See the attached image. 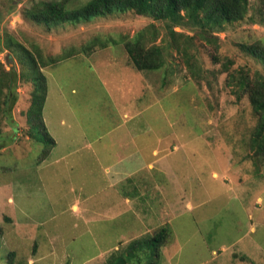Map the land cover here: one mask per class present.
<instances>
[{"label":"rangeland","instance_id":"rangeland-1","mask_svg":"<svg viewBox=\"0 0 264 264\" xmlns=\"http://www.w3.org/2000/svg\"><path fill=\"white\" fill-rule=\"evenodd\" d=\"M89 1L0 0V77L13 74L1 96L10 94L0 117V264H107L163 227L167 243L127 264H264L257 117L230 76H264L244 49H264V0H249L242 21L212 30L186 16L174 24L132 12L77 25L31 18L47 3L70 12ZM135 37L162 50L159 70L131 77L140 73L124 44ZM59 55L68 58L54 62ZM32 60L46 78L44 130L27 125L41 93ZM75 120L79 134L103 136L107 152L70 154ZM122 121L134 130L121 156L110 137ZM44 133L63 147L51 153Z\"/></svg>","mask_w":264,"mask_h":264},{"label":"trees","instance_id":"trees-1","mask_svg":"<svg viewBox=\"0 0 264 264\" xmlns=\"http://www.w3.org/2000/svg\"><path fill=\"white\" fill-rule=\"evenodd\" d=\"M248 10L249 0H90L83 8L70 12L65 11L63 4L47 3L38 11V14L31 16V18L37 23L49 25H77L88 23L93 18H105L115 13L132 12L138 18L150 17L155 21H169L174 24H178L186 16L193 25L212 30L220 29L226 24L242 21L246 17ZM124 48L129 64L137 71L154 72L159 70L164 64L162 50L159 47H152L146 50L139 37L126 41ZM244 49L247 55L264 66V49H259L256 46H249ZM68 55H59L54 58V62L64 60L68 58ZM32 64L35 72H37L34 78L39 85L37 90H40L41 93L37 96L38 106H36V101V105L33 103L26 112L27 125L29 130L31 127L40 126L44 130L41 105L44 104L46 98V78L42 74L41 68L35 65V60H32ZM4 74V78H1L3 75L0 77V117L1 112H6L5 108L10 100V94L8 93L2 101L1 96L3 95V90L9 91L11 89L13 77L10 70L8 72L5 71ZM6 76L7 78H5ZM230 76L237 87L236 96L241 98L246 95L249 105L257 117V125L252 142L257 152L264 156V76L259 72H254L253 76H251L249 72L244 70L239 72L238 77ZM29 130L28 135L30 134ZM28 135L26 138L34 140V137ZM43 138L47 141L50 151L54 146L53 139L47 133L43 134ZM169 233V229L163 227L157 229L149 239H135L128 244L123 252L116 256L111 255L107 264H127L143 248L164 246L169 238Z\"/></svg>","mask_w":264,"mask_h":264},{"label":"crops","instance_id":"crops-1","mask_svg":"<svg viewBox=\"0 0 264 264\" xmlns=\"http://www.w3.org/2000/svg\"><path fill=\"white\" fill-rule=\"evenodd\" d=\"M106 63L111 64L109 61H106V62L103 61V62H98V65L99 66H103V64H106ZM97 68H98V66H97ZM125 68L129 69L127 66ZM138 73H140L139 74L140 76H138V74H135L134 72H131V77L132 76L133 77H142V75L144 74V72H139V71H138ZM122 83L123 82H121L120 85ZM125 84H127V81H126ZM142 84L147 86V83H146L145 79L142 80ZM46 99H47V97L45 98V100ZM123 117L126 118L127 114L124 113ZM44 121L45 120L43 119L44 127H45V129H47V124H45L46 122H44ZM58 124L62 125V124H64V121L60 120V121H58ZM73 125H74V127L76 126L74 128L75 131H73V132L68 131V129L71 128V125H68L67 126V130H66V133H67L66 136H70L68 133H73V135H71L72 138H71V141H70V144H69V147L72 146V149L69 150L70 154L71 153H76V154L80 153V156H82L81 154H82V152H84V150L90 149L91 151H90L89 154L85 153L86 154V158H88V157L90 158L91 156H93V155L95 156V154L97 155L100 152L101 153L103 151L107 152V150H104L103 148L100 150V146L99 145H100V143H102L101 141L103 139V136H94V137L92 136L89 139L84 134L81 135V134L78 133V130L80 129V124H79V122L77 120H75V123H73ZM115 129H117L118 133L115 134V135H112L110 137V141H112V143L110 144L111 145V149L113 151H116V152L118 150H120L121 152L119 151L118 153L121 154V156H122L124 147L128 146L127 143H125V142H128V144H129V142L131 141L130 134H131V131L134 130V129L132 128V125H130V123L126 122V121H122V122L118 123V125H116ZM109 133H112V131L111 130L108 131L106 133V136H108ZM60 140H61L60 137H56V136L53 135L54 146H53L52 150L50 151L51 153H52L53 150H57L60 147H63V144L60 142ZM160 141H161V137H158L157 138V145H158V142H160ZM98 142H99V144H98ZM94 144L95 145L98 144L96 149H95V147H93ZM107 149H108V145H107ZM151 154L153 156H157L159 154V151L156 148H153V149H151ZM121 161L122 160H118L115 164L119 165L121 163ZM115 164H112V166H114ZM108 168L109 167H105L106 171H108Z\"/></svg>","mask_w":264,"mask_h":264}]
</instances>
